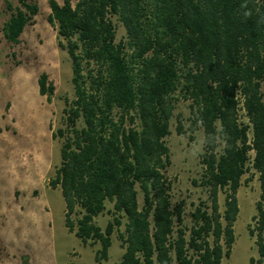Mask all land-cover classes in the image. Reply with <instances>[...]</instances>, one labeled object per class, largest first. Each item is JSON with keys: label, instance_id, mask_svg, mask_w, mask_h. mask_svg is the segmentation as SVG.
<instances>
[{"label": "trees", "instance_id": "trees-1", "mask_svg": "<svg viewBox=\"0 0 264 264\" xmlns=\"http://www.w3.org/2000/svg\"><path fill=\"white\" fill-rule=\"evenodd\" d=\"M49 4L48 20L66 42L60 46L72 62L75 88L64 110L66 129L54 134L65 141L51 181L62 192L68 231L84 245L100 244L97 262L108 260L118 231L124 254L115 264H222L236 241L243 178L258 175L257 227L249 233L263 263L264 0ZM5 8L4 36L18 45L39 5L20 0L14 7L6 0ZM114 19L126 31L120 42ZM39 89L43 96L53 91L46 74ZM180 99L191 102L192 116L187 129L178 119L177 133L189 132L193 140L203 128L205 135L203 173L194 184L208 192L209 204L195 208L191 227L184 224V203L173 204L165 175L171 165L166 139ZM107 204L113 220L103 230L95 220Z\"/></svg>", "mask_w": 264, "mask_h": 264}, {"label": "rangeland", "instance_id": "rangeland-1", "mask_svg": "<svg viewBox=\"0 0 264 264\" xmlns=\"http://www.w3.org/2000/svg\"><path fill=\"white\" fill-rule=\"evenodd\" d=\"M14 7L20 0H8ZM40 12L29 25L18 45L10 44L3 27L10 18L0 0V264H115L124 254L119 233L112 235L108 260L96 261L100 244L84 245L65 226V201L60 188L51 181L61 164L65 138H54L66 129L64 110L75 99L72 62L60 46L57 27L49 23L50 0H34ZM63 5L64 0H56ZM75 5L78 0H72ZM117 42L126 39V31L114 19ZM46 74L51 93L40 94L39 79ZM264 93V83L262 85ZM191 102L180 99L171 121V135L166 139L171 165L165 175L172 182L173 204L184 203V224L192 226V213L200 202L209 204L208 192L194 184L203 173L200 155L204 152V130L198 128L194 139L190 133H177L178 119L185 129L190 125ZM241 119L248 120L241 112ZM79 122L78 127H82ZM238 192L240 213L235 224L236 241L231 256L222 264H255L262 259L250 230L257 227L253 217L262 189L259 176L246 182ZM38 191V195H33ZM140 203L143 204L142 195ZM264 205V201H263ZM223 213L225 195L220 194ZM113 205L96 218L103 230L113 220ZM76 220L77 218L74 217ZM126 219H124V223ZM122 226L120 231H124ZM264 264V260L263 263Z\"/></svg>", "mask_w": 264, "mask_h": 264}, {"label": "crops", "instance_id": "crops-1", "mask_svg": "<svg viewBox=\"0 0 264 264\" xmlns=\"http://www.w3.org/2000/svg\"><path fill=\"white\" fill-rule=\"evenodd\" d=\"M38 193H39V192H38V191H36L35 193H33V195H34V196H35V195H38Z\"/></svg>", "mask_w": 264, "mask_h": 264}]
</instances>
